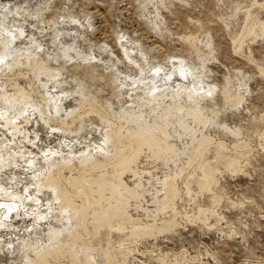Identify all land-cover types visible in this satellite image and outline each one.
I'll return each instance as SVG.
<instances>
[{"label":"rangeland","instance_id":"374dc122","mask_svg":"<svg viewBox=\"0 0 264 264\" xmlns=\"http://www.w3.org/2000/svg\"><path fill=\"white\" fill-rule=\"evenodd\" d=\"M0 36L7 42L0 51L1 68L7 69L16 52L31 54L30 48L32 56L48 61V74L72 90L80 84L93 99L94 113L83 115L80 136L34 128L41 152L59 149L57 154L66 157L70 152L58 144L78 141L81 149L88 147L77 156L81 161H74L80 168L87 151L96 156V147H105L106 131L119 126L128 137L132 126L156 122L166 125L172 139L164 148L145 144L135 157L130 151L134 161L125 170L67 174L69 185L76 180L85 186L92 211L84 202L65 199L60 208L53 186L37 192L26 164L15 173L17 190L32 208L38 193V205L52 213L44 221L20 224L16 233L0 223V264H264V0H0ZM73 46L76 52L63 53ZM160 65L167 72L179 69L177 84L186 82L185 66L196 68L205 82L175 85L178 93L166 91L163 105L148 104L144 98L152 100L154 84L140 78L149 71L152 76ZM200 88L210 93L193 103L187 92ZM180 107L187 115L177 119ZM40 167H45L42 160ZM79 217L86 231L80 239L66 235ZM56 230L64 235L47 240ZM20 237L37 245L42 241L44 248L38 256L34 246L14 252ZM81 242L93 247L85 254Z\"/></svg>","mask_w":264,"mask_h":264},{"label":"bare ground","instance_id":"6f19581e","mask_svg":"<svg viewBox=\"0 0 264 264\" xmlns=\"http://www.w3.org/2000/svg\"><path fill=\"white\" fill-rule=\"evenodd\" d=\"M2 39L0 38V51H3V50L5 51L6 50L5 47H6L7 42L2 40ZM121 46L125 47L126 45H125V43H122ZM12 49L13 48L11 46V50ZM15 49L17 50L18 48H15ZM26 49H27L26 52H28V53L30 52L31 54H33V51L30 48H26ZM69 50L72 52H76V48L74 46L69 47L67 49L65 48L62 51H63V53H66ZM21 52L20 53L16 52V54H15L16 56L14 58H12V60H10L9 62H6L7 69L4 67H2V68L0 67V223L5 222V224H7L6 225L7 229L9 230L12 228L13 230H15V233H16V231H18V226L20 224L21 225H23V224L30 225L31 223L35 224L37 222L44 221L45 217L48 216V214L50 215L52 213L51 208L43 207V205H38L39 204L38 203L39 198L37 197L38 193L37 194L35 193L32 200H31L30 205L34 204V206H35V204H37V206L35 208H32V207L26 206L27 204H29L28 203L29 201L26 202L25 201L26 200L25 195L17 190L18 185H20V178H18L15 173L18 170L21 171L22 167H25L26 164H27V166H26L27 170H25V171H27L26 173L32 175L31 181L33 182V185L36 187L37 192H39L42 188H46L49 185L53 186V188L55 190L54 194H55V196H57L56 200L59 201L58 205L60 208L63 207L62 201H63V199H65L68 204H73V205H75L74 202H76V201H78V203L84 202V204L85 203L87 204L86 210L92 211V209H91L92 206L90 205V194L88 193L85 186L83 184L80 185L79 182H75L76 180L74 182L72 181L71 184L69 185L67 177H66L67 174H71V175L72 174H77V175L81 174L82 176L84 173L94 174L101 167H108V168L110 167L112 169V173L115 170H125V169L129 168L130 164L134 161L133 157L138 155L143 150V146H145V144L153 145V146L159 145L161 148H164L167 144H169V140L171 139V137L169 136V133H168V129L166 128V125L162 126L156 122H153V123L147 122V124H141L140 123V124H136V126H132L133 128L131 130L127 131V133H129L128 135L132 139L131 138L129 139V136L127 137L126 135H121V127L119 126L116 131L112 132V131H110L111 129L106 131V133H105L106 141H104L105 147L104 146H97L96 149H98V150L94 151L96 153L95 154L96 156H92V152L87 151L86 156L82 159L80 168L75 166L76 164H74V161L75 160H77V162L81 161L80 159H77V156L80 153H86L85 151L87 150L88 147H84L83 149H81L78 145V141H76L75 144L69 143V144H65L64 146H62L60 143L58 144V146L56 148H61V150L64 151L63 150L64 148L62 149V147H65V149H67L70 152L69 154L66 155V157L62 154L61 155L57 154L59 152L58 151L59 149L56 151L46 149L45 153H43V151L41 152L40 149H37L36 140H37L38 136H37V133H35L34 128L42 125L47 130L50 129L52 131L59 132L60 134L63 135L64 138H67L68 136H72V138L75 136H80V133H82L80 131V129L82 128L81 126H82V124H84L83 123V121H84L83 115L86 116V115H90V114L94 113V110L91 109V107H93V106H91V107L89 106L91 104V102L93 101V99H91L88 96V94L85 92L84 89L80 88L81 87L80 84L76 85L75 88L72 90L71 88L69 89L70 84L68 82H66L62 79H59V78L57 79L56 76H54V74H52V73L48 74V72H51L49 70L50 67L47 66L48 61H45L43 58H41L38 53L35 54L34 56H32L31 54H29V55L26 54L24 56ZM126 52L127 51H125V55L126 54L128 55L129 52L128 53H126ZM143 56L144 55L142 54V57ZM132 57H133V55H132ZM5 60H6L5 57L3 58V60L1 57V61H5ZM52 61H53V63H54V61L57 62L54 59H52ZM128 61H130V60H128ZM141 62H142V59H141ZM181 63H182V61H181ZM182 65H184V63ZM144 67H145V65H144ZM115 68H117V67H115ZM44 70L46 72L48 71L46 75L45 74L42 75V72ZM148 70H150V69H148ZM176 70H177L176 72L175 71L170 72V70L167 72V70L165 71V67L160 65L157 69L156 68L153 69L152 76H150L149 74H146V73H149L150 71L146 72L144 75L142 74L143 76L140 78V81L142 83L149 80L152 84H154V88L151 89L152 91H154L152 93V100H150L148 97H145L144 100L146 101V103L151 104V105H152V103H154L155 105H158V107H159L160 105H163L164 97H165V95H167L166 91H170V93H173V92L178 93V89H177L178 87L176 88L173 86H175V85L181 86L184 83L189 82L190 80H193L194 83L195 82L196 83L203 82L204 78L202 77V75L200 73L196 72V68L186 69V66H185L183 70H185V72H184L185 79L184 80H186V82L181 83V84H177L178 82H181V80L178 78L179 76L176 74L179 69H176ZM181 71H182V69H181ZM176 76H178V77H176ZM49 78H53V83H50V81L48 80ZM73 80L71 81V82H73L72 84L75 83ZM127 81H128V79L124 82L127 83ZM193 81H191V83H193ZM191 83H188V84H191ZM201 86H202V84H201ZM207 87H206V89H207ZM125 88H126V86H125ZM161 88H164V90L162 92L159 91ZM171 88L173 89V91ZM174 89H177V90H174ZM206 89L200 88L199 92L195 89L193 91H190V92L188 91L187 92L188 98L190 100H192V102L194 103L196 100H198L203 95L210 93V91H206ZM189 90H190V88H189ZM183 91H185V90H183ZM138 95H140V94L138 93ZM166 97H168V96H166ZM70 104H73V105L71 106ZM99 111L101 112V110H99ZM145 113H147V111ZM99 114H102V113H99ZM125 114L126 113H123L121 116L123 118H125ZM186 115H187V111H185V109L181 108V114L178 115L177 119H180L181 117L186 116ZM99 117H101V116H99ZM104 117L108 118V120H109V117H111V116L109 113H106V115L104 114ZM104 117H103V119H104ZM143 117H139V116L136 117L135 116V119H139L140 121L143 122L144 121ZM154 118H155V115H154ZM161 118L162 117H160V119ZM192 118H194V117L192 116ZM85 119H86V117H85ZM145 119H147V118H145ZM109 121H111V120H109ZM175 122H177V120ZM104 124H106V123H104ZM180 124H182V122ZM187 125H189V124H187ZM76 126H78V127L80 126L78 130H77V128H75ZM116 127L117 126H115V128ZM83 128H85V127H83ZM79 131H80V133H79ZM195 131H197V130H195ZM188 132H189V130H188ZM68 142H69V140H68ZM202 145L203 144H201V146ZM148 147H150V146H148ZM205 149L204 150L202 149L203 152H205ZM196 150H198V149H196ZM130 151H133V154H134L133 157H131L132 155L131 156L128 155L130 153ZM161 151H162V149H161ZM182 152H184V151H182ZM102 158H103V160H101ZM41 160H42L45 167L44 168L40 167V169H36V165L39 164L41 162ZM89 160H91V161H89ZM188 163H190V162H188ZM102 164H103V166H101ZM204 166H205L204 163H202L201 167H204ZM80 170H84L86 172L79 173ZM121 173H122V171H121ZM104 174H105V171H104ZM82 176H81V178H82ZM92 176L97 177L96 175L95 176L92 175ZM74 177H76V176H74ZM210 180H211L210 177H209V179L208 178L207 179L202 178L200 181V184L202 185L206 182H209ZM102 192L103 191H101V194H102ZM137 196H138V194H137ZM71 197L74 198L73 201H71L72 200ZM104 198H105V196H104ZM91 201H93V200H91ZM120 201H121V199H120ZM10 203L14 204L15 206L13 208H11V207L6 208L3 205V204H10ZM158 205H160V203ZM69 207L72 208L71 205H69ZM57 211H59V210L57 209ZM88 211H87V213H88ZM82 215H84V214H82ZM94 215H96V213ZM83 218L84 217H82V218L79 217L78 225L75 228H71L70 231H68L67 229L64 230L62 228L64 230V232L66 233V235L69 234V236H72L74 238L79 237V239H80V237L82 236L81 233L86 231V221ZM75 220H76V218H75ZM118 220H119V218H118ZM54 221H57V220H54ZM61 224H62V222H61ZM30 228H29V230H30ZM58 234H61L62 236L64 235L60 230L49 231L47 240H50V239L56 240V238H57L56 236H59ZM104 234H106V233H104ZM45 240H46V238H45ZM1 242L2 241H0V245H1ZM41 242L42 241H40L39 242L40 244L37 245L36 243L30 242L29 240H25L24 238L21 239V237H20L18 239L17 244H16L17 247H15L13 245L14 244L13 242H8V243L13 245L12 251H14V252L17 251L18 253H21V252L24 253L27 249H33V246H34L32 253H34L35 256H38L37 252L40 251L41 248L42 249L44 248V245ZM69 242H71V241H69ZM39 245H42V246H39ZM73 245H70V246H73ZM74 246H76V245H74ZM80 246H83V249H85V254L87 253V251L89 249H91L93 247L92 245H84L83 242L80 243ZM75 249H77V247L74 248V250ZM81 249H82V247H81ZM10 250H11V246H10ZM60 250H61V248H60ZM101 251H103V250H101ZM92 252H93V250H92ZM70 255L72 256V254H70ZM87 256L89 257L88 254H87ZM98 259H99V256H98ZM78 260H79V258H78ZM94 260L96 261V259H94ZM101 261H102V259H101ZM89 264H91V263H89Z\"/></svg>","mask_w":264,"mask_h":264}]
</instances>
